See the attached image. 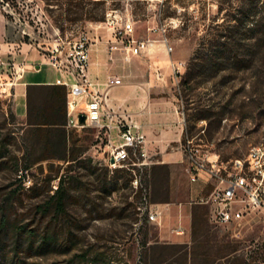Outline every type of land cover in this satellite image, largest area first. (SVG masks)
I'll use <instances>...</instances> for the list:
<instances>
[{
	"label": "rangeland",
	"instance_id": "374dc122",
	"mask_svg": "<svg viewBox=\"0 0 264 264\" xmlns=\"http://www.w3.org/2000/svg\"><path fill=\"white\" fill-rule=\"evenodd\" d=\"M68 1L0 0V53L36 65L54 46L88 35L92 54L106 49L111 73L123 78L110 93V107L136 120L142 102L169 104L154 124L184 126L181 140L168 145L183 150L176 153L183 186L195 176L184 148L188 135L229 169L264 145V0H79L88 14ZM122 21L133 23L136 37L152 39L148 51L126 60L116 49L111 57L114 26ZM161 26L173 58L185 62L180 86L164 60L169 55ZM153 60L165 79L156 77ZM2 78L0 264H264L263 209L224 226L211 222L209 208L195 207L192 217L171 210L181 202L171 198L172 167L160 163L163 147L151 145L139 165L113 166L92 124L67 127L69 159L58 158L63 148L48 145L46 135L27 123V112H20L24 87L18 91ZM30 78L54 81L56 73L42 64ZM39 100L42 94L35 95ZM171 113L177 119L167 117ZM56 174L66 178L60 212L41 206L56 189ZM156 203H163L161 223L149 217ZM182 218L185 232L178 233L173 228Z\"/></svg>",
	"mask_w": 264,
	"mask_h": 264
},
{
	"label": "built area",
	"instance_id": "2783aa9c",
	"mask_svg": "<svg viewBox=\"0 0 264 264\" xmlns=\"http://www.w3.org/2000/svg\"><path fill=\"white\" fill-rule=\"evenodd\" d=\"M119 15H115L118 17ZM123 20V17H120ZM115 43L110 45L113 51L121 50L125 59L141 55L152 46V39L135 36L133 23L126 21L120 26H114ZM161 29L165 50L169 54V66L173 72V81L180 86V76L184 71L185 62L178 61L172 56L174 46L166 34L167 27ZM91 51L88 35H84L66 47L56 45L43 55L41 63L31 65L40 70L42 64H49L56 73L53 84L63 85L68 93V123L67 127H84L92 124L99 128L97 137L105 144L109 162L113 166H135L143 162L138 160L147 158V133L144 125L127 113H118L109 106L108 97L111 90L123 84V78L116 74H109L105 79L93 76L91 67ZM30 67L27 58L17 60L15 54L5 58L0 53V87L6 84L2 76L10 78L11 87L18 84ZM158 79H165V72L161 67L155 69ZM80 114L86 115V121H80ZM205 120H201L203 123ZM116 133V135L113 134ZM185 151L189 158L188 170L198 177L202 171L211 179V191L198 198L199 203L212 207L210 220L216 225H228L242 221L247 213L264 210V145L250 149L245 160L237 159L233 168L221 165L218 158L204 151L195 138L187 136ZM112 159L114 161H112ZM246 163V164H245ZM57 187V186H56ZM163 210L160 207L149 208L151 221L162 222ZM178 233H184L185 228L178 224L173 228Z\"/></svg>",
	"mask_w": 264,
	"mask_h": 264
},
{
	"label": "crops",
	"instance_id": "0c3cea01",
	"mask_svg": "<svg viewBox=\"0 0 264 264\" xmlns=\"http://www.w3.org/2000/svg\"><path fill=\"white\" fill-rule=\"evenodd\" d=\"M98 49V50H97ZM97 52H93L91 51V67H90V71L92 73L93 76H99L101 79H105L109 74H113L111 73V68L109 65V62L106 60L105 55H106V49L104 50L103 48H97ZM23 51H25L24 49H22ZM167 53V52H166ZM168 54V53H167ZM169 55V54H168ZM28 58V57H25ZM169 58L170 56L167 58L165 57L164 60L166 61V63H168L167 65L169 66ZM29 59V58H28ZM41 63V62H39ZM154 63H159V61H151V67L156 68V66L154 67ZM33 63L30 62V60L28 61V66L32 67ZM170 67V66H169ZM42 69V66H41ZM40 70H36L33 71L31 69L27 70V72L24 74V77L20 80V82H18V87L17 90L19 91V88L21 87V85L24 87L22 94L24 96L23 101H24V106L21 109V105L19 104L18 107L20 109L21 114L26 115L27 112V91H28V87L32 84H53V81H41V80H37V79H33L30 78L32 76V72H40ZM29 78V79H27ZM116 89L115 87L112 89L114 90ZM111 90V93H112ZM17 91L16 93V97H18L19 92ZM19 100V98H18ZM113 101H114V97L111 95L108 97V102L113 105ZM169 104H164V103H159V102H153V101H149V104L147 102H142L139 104L140 107V113L139 116L137 117V121L142 123L144 125V129L147 133V148L149 150V147L151 145L155 146V145H160L161 147H163L160 151L163 153L161 159H160V163L162 164H169L172 167V185H171V189H172V193L174 194L173 197L174 199H177L178 201H180L181 203H174L175 206L174 207H170L169 209L171 210H176L177 212L180 213H185L186 217H192V215L194 214V209L195 207H202V208H209V215L211 213L212 207L208 204H203V203H199L197 200L199 197L203 196L206 191H209L210 188L212 189V184H211V179L208 176V174L204 171H202L200 173V175L198 177L196 176H190V182L187 184V186H183L181 184V182H179V171H178V167L176 164L179 163L178 158L176 157L178 153L177 150H181L180 146H173L172 150L168 149V145L169 143H171V141H180L181 138L183 137V133H184V126L183 127H178V128H164L159 124H154V121H156L158 118L157 116V112L159 111H164V112H168V110L170 109ZM170 117L171 119H177V115L174 113H171V116H167ZM166 117V118H167ZM153 122V124H152ZM153 128L156 129V133L154 132V134H152ZM158 143V144H157ZM183 151V150H181ZM170 198V199H171ZM170 199H166V200H170ZM189 201L190 206H184L183 202L184 201ZM163 203H156V205L158 207H160ZM164 213V211H163ZM164 217V214L162 216V219ZM183 222V218L182 220H179L178 223L182 224ZM178 225V224H177Z\"/></svg>",
	"mask_w": 264,
	"mask_h": 264
},
{
	"label": "trees",
	"instance_id": "16d2710c",
	"mask_svg": "<svg viewBox=\"0 0 264 264\" xmlns=\"http://www.w3.org/2000/svg\"><path fill=\"white\" fill-rule=\"evenodd\" d=\"M69 4L74 5L86 14L91 12L82 1L69 0ZM262 5V4H261ZM254 2L251 7L253 8ZM42 94L43 100L35 101V95ZM27 123L34 127L37 132H42L48 138V145H59L63 151L57 157L60 159H69V134L67 129L68 123V93L63 85L59 84H32L27 91ZM187 137L184 138L186 142ZM44 156L43 158H48ZM30 164L26 166L29 169ZM119 171V169H118ZM60 177L54 193L50 199L41 206L45 209L54 208L57 212L64 211L66 208V178L63 175L56 174ZM115 178L117 176L115 175ZM44 243L47 240L43 241Z\"/></svg>",
	"mask_w": 264,
	"mask_h": 264
},
{
	"label": "water",
	"instance_id": "95a60500",
	"mask_svg": "<svg viewBox=\"0 0 264 264\" xmlns=\"http://www.w3.org/2000/svg\"><path fill=\"white\" fill-rule=\"evenodd\" d=\"M79 118H80L81 122H85L86 121V115L85 114H80ZM112 161H114V160L112 159Z\"/></svg>",
	"mask_w": 264,
	"mask_h": 264
}]
</instances>
